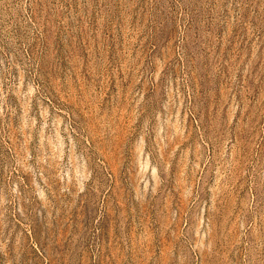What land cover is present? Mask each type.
I'll use <instances>...</instances> for the list:
<instances>
[{
  "label": "rangeland",
  "instance_id": "rangeland-1",
  "mask_svg": "<svg viewBox=\"0 0 264 264\" xmlns=\"http://www.w3.org/2000/svg\"><path fill=\"white\" fill-rule=\"evenodd\" d=\"M0 264H264V0H0Z\"/></svg>",
  "mask_w": 264,
  "mask_h": 264
}]
</instances>
